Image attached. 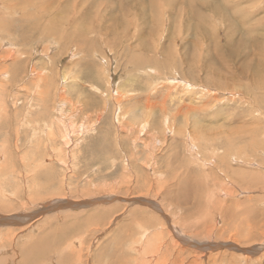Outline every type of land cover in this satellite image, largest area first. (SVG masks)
<instances>
[{
  "label": "rangeland",
  "instance_id": "rangeland-1",
  "mask_svg": "<svg viewBox=\"0 0 264 264\" xmlns=\"http://www.w3.org/2000/svg\"><path fill=\"white\" fill-rule=\"evenodd\" d=\"M25 1L14 0L19 9L28 5L12 20L0 11V264H154V248L175 237L206 242L209 264H264V92L244 79L252 94L245 103L244 86L219 89L225 83L208 74L211 89H204L201 67L215 63H205L210 49L193 48L192 37L180 44L184 29L166 41L156 33L143 57L150 62L133 66L125 44L112 45L115 33L132 32L113 0H67L65 18L47 16L56 26L41 24L39 1ZM75 7L83 15L80 46L78 33L65 42ZM236 9L250 19V38L264 37V0ZM166 11L157 10L159 19ZM207 16L210 29L220 30ZM91 18L97 33L86 36ZM232 27L227 36L240 51L247 32ZM217 38L224 42V33ZM195 49L189 76L183 58ZM182 78L194 86L186 89ZM202 225L217 239H204Z\"/></svg>",
  "mask_w": 264,
  "mask_h": 264
},
{
  "label": "bare ground",
  "instance_id": "bare-ground-1",
  "mask_svg": "<svg viewBox=\"0 0 264 264\" xmlns=\"http://www.w3.org/2000/svg\"><path fill=\"white\" fill-rule=\"evenodd\" d=\"M23 1V0H20ZM27 1V0H26ZM22 2V3H26ZM32 2L34 0H31ZM35 1H39V3L41 4L40 9L42 10V23L41 24H50L52 26H56L54 21L52 20V17H47L49 15H54V18H61L62 15L64 14H60V12L64 13V9L66 7V1L67 0H35ZM117 2L115 3L114 7L116 6V12H118L119 16L117 15V17L121 18L122 23L128 24V30H132V32H128V34H125L127 32H124L123 34H117L115 33L118 37L117 40L112 43V45H116L118 44H125V46L123 47L124 49H126L127 51H129L130 53V58L129 60L133 63H131L133 66L135 64H137L138 62L141 61H146L147 63L150 62V57L148 58H143L145 53H151V48L150 43L152 42V46L153 45V41H155L156 38V33L159 34L160 36L164 33L165 36V41L168 39V35L169 34H175L176 31H180L181 29L185 30V34L186 37L183 38L181 37L180 39V44L183 43V39L185 40V42L187 41V39L189 37H192L193 40H195V42H193V48H202L203 45H206L207 48L210 49L209 52H206L205 56L203 57L205 63L208 62L206 59L210 60L212 62H214V66L215 68H209L206 64H204L203 67H201L202 72L204 73L202 79H200L199 83L203 84L204 89H209L210 87L208 86V75H212L215 77V79L225 83L224 87H219V89H224V90H232L234 89L236 86L240 87V86H244L243 89V96H244V100L246 103V98H249L251 100V91L249 90V93L246 91L247 90V86L246 84L243 82L244 79L249 80L252 83V87H254L255 90H260V92H264V37H260L258 39H251L250 38V34H249V30H250V19L245 15V14H241L239 12L238 8L240 5V1L241 3H243L244 0H145L144 2H141L140 4L138 3V0H113V2ZM30 2V1H28ZM27 2V3H28ZM69 2V1H68ZM4 3H8L7 5H5ZM247 3V2H246ZM0 11L3 14H8L10 15V20H12V18L14 17V14H22L23 12H25L24 10H22L25 6H21L20 8H17V6L15 5L14 0L8 1V0H0ZM20 4V3H19ZM162 5L167 6V14H162L164 15L165 19H159L158 17V12L157 10H160ZM69 6V5H68ZM74 6V5H73ZM30 8V7H29ZM39 8V7H37ZM68 8V7H67ZM71 8V7H70ZM165 9V7H163ZM81 9V8H80ZM107 9V8H106ZM6 11L8 13H6ZM40 11V10H39ZM69 11V10H68ZM75 11V12H74ZM74 15L77 13L76 17L74 16L73 18H71L72 21V26H71V30L70 31H74L70 36H66V40L65 42L68 43V40L72 41L73 39L71 38L75 33H78V36L75 37V41L77 43L78 46H80V43L78 42V38L81 36V32L80 31H75L76 27L78 26L79 20L80 18L83 17L82 13H79V10L77 9V7L74 8ZM110 11V9H109ZM32 12V11H31ZM34 12V11H33ZM41 12V11H40ZM57 12V13H56ZM95 12H97L98 15H101L102 10L101 9H97L95 10ZM107 13V10L105 11ZM27 13V12H26ZM29 13V12H28ZM66 13V12H65ZM207 13H210L212 16L209 17H214L215 19L217 18L221 29L220 30H212L210 29V24L208 23L207 19ZM37 14V12H36ZM69 14V13H67ZM30 15L31 14H27ZM25 15V16H27ZM73 16V15H72ZM82 16V17H81ZM84 16H89L88 13L84 12ZM115 16V15H114ZM7 17V16H5ZM4 17V18H5ZM16 17V16H15ZM24 18V14L22 16ZM34 17V16H33ZM65 18V15L62 16ZM18 18V16H17ZM22 18V19H23ZM35 18V17H34ZM33 18V19H34ZM38 18V19H40ZM69 16H67V20H68ZM163 18V17H162ZM20 19V18H19ZM32 19V17H31ZM37 19V20H38ZM2 20V18H1ZM6 20V19H5ZM9 20V21H10ZM25 20V18L23 19V21ZM30 20V19H29ZM28 20V22H29ZM112 20V17L111 19ZM4 21V20H3ZM2 21V22H3ZM8 23V20H6ZM5 21V22H6ZM31 21V20H30ZM33 21V20H32ZM64 21V20H63ZM92 18L90 20H87V25L85 27V31L88 35H92V34H96L97 33V29L96 27H92L89 22H92ZM106 21V20H105ZM19 23H24V22H20ZM60 23L62 21H59ZM66 22V21H65ZM64 22V23H65ZM96 22V20H95ZM210 22V21H209ZM216 22V21H215ZM1 23V21H0ZM31 23V22H30ZM33 23V22H32ZM31 23V24H32ZM38 23H40V21H38ZM36 22V25L38 24ZM63 23V22H62ZM61 23V24H62ZM64 23L62 24L64 26ZM57 24V23H56ZM59 24V25H61ZM105 24V23H103ZM25 25H27V22L25 23ZM29 25V24H28ZM33 25V24H32ZM39 25V24H38ZM61 25V26H62ZM67 25V23H66ZM233 25L232 30H235V32H237L239 29H241L244 33L247 32V39H245L242 44H241V49L240 51H236L233 47H232V36H227V32L230 30H227L228 27L230 28V26ZM260 25V23H259ZM1 26V24H0ZM8 26V25H7ZM5 25V28L7 27ZM24 26V25H23ZM117 26V25H116ZM27 27V26H26ZM29 27V26H28ZM104 27V26H103ZM23 28V27H22ZM21 28V29H22ZM25 28V27H24ZM31 28V27H30ZM40 28V27H39ZM38 28V30H39ZM26 29V28H25ZM25 29H24V34H25ZM32 29V28H31ZM47 29V28H46ZM45 29V30H46ZM65 29V28H64ZM79 29V28H78ZM104 29V28H103ZM106 30H109L108 25L105 26ZM115 29V28H114ZM124 29V28H123ZM8 30V29H6ZM129 30V31H130ZM28 31H31L30 29ZM34 30H32L33 32ZM58 31V30H57ZM61 31V30H60ZM66 31V30H65ZM114 31V30H113ZM173 31V32H172ZM2 32V31H1ZM37 32V31H36ZM63 32V31H62ZM67 32V31H66ZM121 32V31H120ZM64 33V32H63ZM218 33H224L225 35V40L224 42L220 41L217 37H218ZM27 34V32H26ZM37 34V33H36ZM44 34V33H43ZM60 34V32H59ZM108 32L104 33L103 36H110L107 35ZM178 34V33H177ZM181 34V33H179ZM39 35V33H38ZM54 35V34H52ZM20 36V35H19ZM36 36V35H34ZM41 36V35H40ZM65 36V35H64ZM97 36V35H96ZM102 36V37H103ZM114 36V34L112 35ZM184 36V35H182ZM10 37V36H9ZM63 37V36H62ZM85 37V36H84ZM163 37V38H164ZM170 37H173L170 35ZM176 37V36H175ZM173 37V38H175ZM179 37V36H178ZM178 37H176L175 39H179ZM56 38L57 37H54ZM115 38V39H116ZM172 38V39H173ZM170 39V38H169ZM171 39V40H172ZM2 40V39H1ZM32 40V39H31ZM84 42V46H88L89 43L91 41V39L88 40L87 37H85V39H82ZM164 41V39H163ZM170 41V40H169ZM197 41V42H196ZM64 42V41H63ZM64 42V43H65ZM73 42V41H72ZM161 42V40H160ZM182 42V43H181ZM2 43V42H1ZM167 43V42H166ZM69 44V43H68ZM106 44V43H105ZM155 44V43H154ZM201 44V45H200ZM2 45H4L2 43ZM76 45V46H77ZM159 45V44H157ZM167 45V44H166ZM122 46V45H121ZM156 46V44H155ZM175 46V45H174ZM70 47V45H69ZM120 47V46H118ZM248 47H249V51H248ZM174 48V47H173ZM121 49V48H119ZM162 49L165 51L167 48L165 45L162 44ZM181 49V48H180ZM183 49V48H182ZM65 50V49H64ZM85 50V49H84ZM174 50V49H173ZM186 50V49H185ZM198 50V49H197ZM195 50H192L193 53H191L190 55H186L183 58V63L184 60L189 61V63H184V65L186 66V75L192 76V74H194V72L197 69V65L195 64V61L197 59L198 56H194ZM202 50V49H201ZM83 51V49H82ZM162 51V50H161ZM176 51V50H175ZM184 51V50H183ZM182 51V52H183ZM6 52V51H5ZM10 52V51H9ZM136 52V55H132L131 53ZM201 52V51H200ZM199 52V53H200ZM87 52H85L86 54ZM198 53V52H197ZM69 54V53H68ZM73 54V53H72ZM168 54V53H167ZM186 54V53H185ZM155 55H158L157 52L155 51ZM169 55V54H168ZM178 55V54H177ZM176 55V56H177ZM10 56V55H9ZM173 56V55H172ZM183 56V55H182ZM7 57V56H6ZM84 57V56H83ZM87 57V56H86ZM164 57V55L162 56ZM202 57V56H201ZM9 58V57H8ZM14 58V57H12ZM105 57H103L104 60ZM169 58H171L169 56ZM174 58V57H173ZM7 59V58H6ZM107 59V58H106ZM182 59V58H181ZM237 59H241L242 64L239 66V68L236 70L235 68V64H236V60ZM9 60V59H8ZM90 60V59H89ZM108 60V59H107ZM171 60V59H169ZM81 61V60H80ZM198 61V60H197ZM26 62V61H25ZM89 62V61H87ZM104 62V61H103ZM171 62V61H170ZM169 62V63H170ZM128 64L129 61H127ZM161 63V62H160ZM172 65V63H170ZM176 64V63H175ZM201 64V63H200ZM161 65V64H160ZM167 65V59L165 60V62L163 63L162 66H166ZM169 65V64H168ZM169 65V66H171ZM178 65V64H177ZM176 66V65H175ZM174 66V68H175ZM182 66V65H181ZM219 68H218V67ZM177 68V67H176ZM208 73H207V69ZM163 69V68H162ZM172 69V67H171ZM170 70V69H169ZM181 72V71H180ZM35 73V72H34ZM178 73V72H177ZM183 73V72H182ZM36 74V73H35ZM22 76V75H21ZM20 76V77H21ZM29 78V77H28ZM98 78V77H97ZM96 78V79H97ZM193 81H195L193 78H191ZM99 80V79H98ZM183 82H184V86L186 87V89L190 88L191 86H194L191 83L186 82L187 80L185 78H182ZM182 80H176L178 83L179 81ZM23 81V80H22ZM169 81V80H168ZM172 82H174V79L171 80ZM64 82V81H63ZM240 82H243L244 85ZM181 83V82H180ZM182 84V83H181ZM31 85V84H29ZM164 88V87H163ZM167 89V88H166ZM211 89V88H210ZM240 91H238L239 93ZM110 94V93H109ZM155 95V94H154ZM263 95V93H262ZM101 96V95H100ZM103 96V95H102ZM114 96V95H112ZM156 96V95H155ZM61 97V96H60ZM111 97V96H110ZM254 98V97H253ZM68 99V98H67ZM66 99V100H67ZM101 100V99H100ZM253 100V99H252ZM259 100V99H257ZM256 100V101H257ZM64 101V100H63ZM68 101V100H67ZM13 102V101H12ZM65 102V101H64ZM63 102V103H64ZM70 102V101H69ZM256 103V102H255ZM254 103V104H255ZM262 103V102H261ZM67 104V103H66ZM75 104V103H74ZM102 104V103H101ZM64 105V104H62ZM71 105V104H70ZM73 105V104H72ZM77 105V104H76ZM75 105V106H76ZM147 105V104H146ZM61 106V104H60ZM69 106V105H68ZM82 107V105H79ZM66 107V106H65ZM95 107V106H94ZM154 109L153 106H150ZM254 107V105H253ZM62 108V106H61ZM59 108V109H61ZM70 108V107H69ZM76 109H78V106L75 107ZM116 108V106H115ZM146 108V107H145ZM151 108V109H152ZM245 108V107H244ZM73 109V108H72ZM84 109V108H81ZM257 109V108H256ZM259 109V108H258ZM62 110V109H61ZM71 110V108H70ZM98 110V109H97ZM262 109H260L261 111ZM69 111V110H68ZM73 111V110H72ZM77 111V110H76ZM195 111V110H194ZM258 111V110H257ZM61 112V111H60ZM71 112V111H70ZM189 112H193V111H189ZM64 113V112H63ZM81 113V112H80ZM79 113V114H80ZM259 113V112H258ZM61 114V113H60ZM74 114V113H73ZM263 114V113H262ZM62 115V114H61ZM71 115V114H70ZM141 115V114H140ZM64 116V115H63ZM123 116V115H122ZM246 116V115H245ZM74 117V116H73ZM64 118V117H63ZM122 118V117H120ZM140 118V117H139ZM65 120V119H64ZM135 120V118H134ZM256 123V122H255ZM19 124V123H18ZM263 127V126H262ZM37 128V127H36ZM251 128V127H249ZM237 129V128H236ZM239 129V128H238ZM247 129V128H246ZM2 130V129H1ZM3 131V130H2ZM231 132V131H230ZM234 132H236L235 130L232 131L233 134H235ZM244 132V131H243ZM232 134V135H233ZM237 134V133H236ZM241 134V133H240ZM245 134V133H244ZM231 135V136H232ZM230 137V136H229ZM233 185V184H232ZM233 187V186H232ZM233 189V188H232ZM232 189H229L232 191ZM228 190V191H229ZM223 191V190H222ZM227 191V190H226ZM169 194V193H168ZM170 195V194H169ZM113 196V195H112ZM107 198V197H106ZM108 198H110L108 196ZM120 198V197H119ZM179 198V197H178ZM182 197H180L181 199ZM185 198V197H183ZM126 199V198H123ZM135 199V198H134ZM137 199V198H136ZM187 199V197H186ZM112 200H115V198ZM139 200V199H138ZM110 201V200H109ZM119 201V200H118ZM121 201V199H120ZM130 201V200H129ZM137 201V200H136ZM190 201V200H188ZM76 202V201H75ZM79 202V200H78ZM114 202V201H113ZM131 202V201H130ZM140 202V201H139ZM180 202V201H179ZM183 202V201H182ZM186 202V201H184ZM47 203V202H46ZM97 203V202H96ZM111 203V202H110ZM115 203V202H114ZM127 203V201H126ZM141 203V202H140ZM149 203V202H148ZM50 204V203H49ZM151 204V203H150ZM186 204V203H184ZM126 205V204H125ZM130 205V204H128ZM149 205V204H148ZM46 206V205H45ZM53 207V206H51ZM42 208V207H41ZM50 208V207H49ZM72 208V207H71ZM158 208V207H157ZM46 209V208H45ZM44 209V210H45ZM48 209V208H47ZM53 209V208H52ZM65 209V208H64ZM51 210V208H50ZM49 210V211H50ZM59 210V209H57ZM47 211V210H46ZM25 215V214H24ZM30 215V214H29ZM25 218H29V216L25 217ZM35 218V217H34ZM13 221V220H12ZM165 222H169L170 221H165ZM168 223V225H169ZM14 224V223H12ZM17 223H15L16 225ZM19 225V224H18ZM172 226V224H171ZM170 226V228H171ZM169 227V226H168ZM202 227V237L204 239H207V241L211 240V239H217L216 237H212L211 233L213 231V229L211 230V228L205 226L203 228ZM172 230V228H171ZM174 229L172 230L173 233ZM169 233V232H168ZM175 233V232H174ZM177 233V232H176ZM200 231L199 229L196 230V228L194 229V234L197 235L199 234ZM214 233V232H213ZM216 233V232H215ZM214 233V234H215ZM146 234V233H145ZM170 234V233H169ZM217 236H219V233H216ZM171 235V234H170ZM145 236V235H144ZM173 236H177V235H172L171 237L174 239ZM186 236V235H184ZM181 237V236H179ZM199 237V236H197ZM143 239V238H142ZM162 239V238H161ZM164 240V239H163ZM186 240V239H185ZM190 240V238L188 239ZM197 239H193L191 238V241H184V240H180L178 238L175 237V241L176 243H168L167 245L170 244V248L167 247V245L162 246L164 247L163 249H161L162 247L160 245H157L153 254L157 255L159 254V258L157 259L156 257L154 258L155 263L154 264H209V262L214 263V259L212 257H207L206 253H204V249H210V246H208V244L206 242H203L202 244H198L196 241ZM234 240V239H233ZM184 241V242H183ZM194 242V244H193ZM210 242V241H209ZM234 242V241H233ZM236 242V241H235ZM193 244V248L194 249H189L186 246H190L191 244ZM217 245V244H216ZM152 248V247H151ZM150 248V249H151ZM152 248V249H153ZM151 249V250H152ZM170 250L171 249V253L169 254L166 250ZM200 249V250H197ZM223 249V248H222ZM149 250V249H148ZM163 250V252L161 251ZM211 250V249H210ZM216 250V249H215ZM166 251V252H164ZM187 251L190 252V255L187 258H182V254L187 253ZM148 252V251H147ZM153 252V251H152ZM218 252V251H217ZM150 253V252H149ZM151 254V253H150ZM218 254V253H216ZM148 256V255H147ZM167 258L168 260L166 261ZM214 257V256H213ZM191 258V259H190ZM216 258V257H215ZM150 259V258H149ZM218 259V257H217ZM23 261V260H22ZM54 261V260H53ZM147 261V260H146ZM149 261V260H148ZM152 260V263L154 262ZM207 261V262H206ZM230 261V260H229ZM219 264L220 260L218 261ZM32 263V262H31ZM46 263V262H45ZM217 263V262H216ZM25 264V263H24ZM211 264V263H210Z\"/></svg>",
  "mask_w": 264,
  "mask_h": 264
}]
</instances>
